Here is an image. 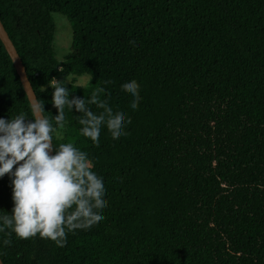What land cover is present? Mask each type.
I'll return each instance as SVG.
<instances>
[{
  "label": "trees",
  "instance_id": "obj_1",
  "mask_svg": "<svg viewBox=\"0 0 264 264\" xmlns=\"http://www.w3.org/2000/svg\"><path fill=\"white\" fill-rule=\"evenodd\" d=\"M52 13L71 28L62 61ZM0 21L45 116L56 114L49 79L90 74L84 88L65 83L69 98L111 80L110 106L131 117L127 136L102 127L94 146L65 109L53 144L89 154L107 182L105 218L63 247L13 236L3 264H264V0H0ZM20 112L27 96L0 41V117ZM11 209L5 174L0 214Z\"/></svg>",
  "mask_w": 264,
  "mask_h": 264
},
{
  "label": "clouds",
  "instance_id": "obj_2",
  "mask_svg": "<svg viewBox=\"0 0 264 264\" xmlns=\"http://www.w3.org/2000/svg\"><path fill=\"white\" fill-rule=\"evenodd\" d=\"M65 81L71 88L91 84L90 74L83 81L67 75L63 79H49L54 116L44 115L43 101L31 91V98L26 93L30 115L20 112L12 118L0 117V177L8 174L12 200L11 212L0 214L3 237L0 245L10 246L13 236L17 239L39 236L63 247L67 234L78 229L88 230L105 218L106 180L93 170L94 164L86 151L74 142L54 145L53 134L59 138L65 128V109L78 113L73 116L80 125L79 134L94 146L100 143L102 127L113 139L127 136L126 125L131 123V117L123 109L114 111L110 106L102 85L111 84V80L102 81L88 97L71 98ZM120 88L131 95L129 107L136 110L141 100L140 84L129 79ZM45 90L40 86L39 91ZM102 94L105 98H101ZM89 105L102 111L94 112ZM53 148L54 154H50Z\"/></svg>",
  "mask_w": 264,
  "mask_h": 264
},
{
  "label": "rangeland",
  "instance_id": "obj_3",
  "mask_svg": "<svg viewBox=\"0 0 264 264\" xmlns=\"http://www.w3.org/2000/svg\"><path fill=\"white\" fill-rule=\"evenodd\" d=\"M51 17L55 25L54 38H53L55 58L58 61H62L69 52V46L71 44V36H72L71 28L68 20L61 14L52 13ZM69 76L71 77L72 75ZM86 76L87 75L83 74L75 77H78L81 79V81H83ZM65 83L69 84L67 81H65ZM72 83L75 84V80H73ZM86 85L87 84H85V86Z\"/></svg>",
  "mask_w": 264,
  "mask_h": 264
},
{
  "label": "water",
  "instance_id": "obj_4",
  "mask_svg": "<svg viewBox=\"0 0 264 264\" xmlns=\"http://www.w3.org/2000/svg\"><path fill=\"white\" fill-rule=\"evenodd\" d=\"M0 41L3 45V47L5 48L7 54L9 55L11 62L14 66V69L16 71V74L18 75L19 81L21 83V86L26 93H28L29 97L31 98L32 96V92H34L30 81L28 80V77L26 75V71L24 68V65L21 61V58L19 56V54L17 53L14 44L12 43L11 39L8 37V34L2 24V22L0 21ZM35 94V92H34ZM27 96V94H26ZM36 97V95H35ZM50 154H53V150L52 152H50ZM19 163V162H18ZM0 264H3V262L0 259Z\"/></svg>",
  "mask_w": 264,
  "mask_h": 264
}]
</instances>
